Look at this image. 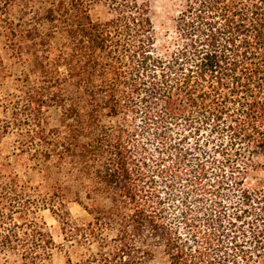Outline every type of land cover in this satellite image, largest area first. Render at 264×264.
<instances>
[{
    "label": "trees",
    "instance_id": "trees-1",
    "mask_svg": "<svg viewBox=\"0 0 264 264\" xmlns=\"http://www.w3.org/2000/svg\"><path fill=\"white\" fill-rule=\"evenodd\" d=\"M171 1L158 43L145 1L0 0V79L26 66L0 139L51 181L0 162V250L20 264L55 248L42 209L85 250L65 264H264V0Z\"/></svg>",
    "mask_w": 264,
    "mask_h": 264
},
{
    "label": "rangeland",
    "instance_id": "rangeland-1",
    "mask_svg": "<svg viewBox=\"0 0 264 264\" xmlns=\"http://www.w3.org/2000/svg\"><path fill=\"white\" fill-rule=\"evenodd\" d=\"M147 2L149 5L150 16L157 34L158 43H165L169 40L168 35H172L173 22L172 18L177 12V5L171 0H139ZM91 14L94 18L106 20L110 17L106 8L97 3L93 6ZM3 38L0 36V53ZM9 75L0 79V119H11L12 105L15 102L14 79L22 76L26 72V66L22 64H7ZM49 127H58V111L56 108H49L45 115ZM21 137L16 133H8L0 139V162L10 163L13 171L23 180L28 181L31 185L39 187L46 191L51 183L49 176H46V164L40 162L37 165L28 160L27 156L16 157L17 144ZM264 160V158H260ZM54 159L49 162V167H53ZM258 179L264 182V170L256 174ZM51 179L53 176L50 177ZM72 221L81 225L87 223L90 219L88 214L75 202L70 201L67 204ZM37 220L43 223L50 232L55 248L52 251L50 259L40 264H65L66 256H69L74 262L85 252L84 249L77 247L64 239L58 220L47 210L42 209L37 213ZM0 264H20L19 256L9 251L0 250Z\"/></svg>",
    "mask_w": 264,
    "mask_h": 264
}]
</instances>
